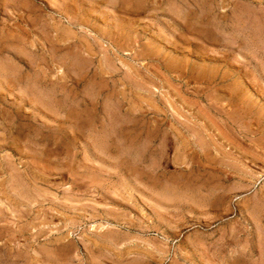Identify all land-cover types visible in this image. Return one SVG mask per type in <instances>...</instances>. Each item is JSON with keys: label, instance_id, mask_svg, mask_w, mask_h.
<instances>
[{"label": "rangeland", "instance_id": "obj_1", "mask_svg": "<svg viewBox=\"0 0 264 264\" xmlns=\"http://www.w3.org/2000/svg\"><path fill=\"white\" fill-rule=\"evenodd\" d=\"M0 264H264V0H0Z\"/></svg>", "mask_w": 264, "mask_h": 264}, {"label": "bare ground", "instance_id": "obj_2", "mask_svg": "<svg viewBox=\"0 0 264 264\" xmlns=\"http://www.w3.org/2000/svg\"><path fill=\"white\" fill-rule=\"evenodd\" d=\"M72 6V5H71ZM77 6V5H76ZM75 17V16H74ZM127 19V18H126ZM31 23V22H30ZM190 43V42H189ZM223 53V52H222ZM203 54V53H202ZM209 56V55H208ZM213 57V56H212ZM218 57V56H217ZM210 60V59H209ZM199 166V165H198Z\"/></svg>", "mask_w": 264, "mask_h": 264}]
</instances>
